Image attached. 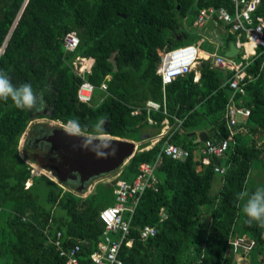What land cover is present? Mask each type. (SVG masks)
I'll return each mask as SVG.
<instances>
[{
    "label": "trees",
    "instance_id": "16d2710c",
    "mask_svg": "<svg viewBox=\"0 0 264 264\" xmlns=\"http://www.w3.org/2000/svg\"><path fill=\"white\" fill-rule=\"evenodd\" d=\"M220 5L231 7L226 0H0V70L16 87L30 84L51 110L45 115L0 101V264H65L53 243L56 232L63 247L78 243L79 259L87 263L103 231L98 212L113 203L114 180L97 182L81 196L70 184L31 174L26 160L33 158L19 154L18 141L27 124L41 116L62 124L76 119L87 135L139 137L141 143L117 173L125 179L135 175L140 162L153 164L165 138L187 150L182 160L158 155L152 168L154 188L141 192L130 217L131 243L118 249L122 264L230 263V241L243 236L252 242L246 252L252 251L249 261L264 264V228L246 222L243 201L236 198L242 190H255L252 164L264 166L261 57L245 66L242 93L232 94L222 84L231 72L204 59L195 66V80L190 71L162 87L156 73L162 51L197 42L196 33L188 35L197 10ZM254 14L264 17V0ZM68 31L78 41L72 51L61 43ZM227 33L224 46L235 36ZM76 57L93 59L82 76L72 65ZM83 80L93 86L87 104L76 97ZM231 94L235 105L248 108V115L227 127L224 110ZM147 99L160 108L147 110ZM176 119L180 123L175 129ZM163 120L169 128L145 148ZM201 131H208L212 140L230 137L221 155L201 152ZM258 167L253 171H261ZM216 174L220 185L210 194ZM143 225L154 226L155 234L140 239Z\"/></svg>",
    "mask_w": 264,
    "mask_h": 264
},
{
    "label": "built area",
    "instance_id": "2783aa9c",
    "mask_svg": "<svg viewBox=\"0 0 264 264\" xmlns=\"http://www.w3.org/2000/svg\"><path fill=\"white\" fill-rule=\"evenodd\" d=\"M226 1L230 3V8L221 5L199 8L196 12L193 25L199 28L208 21H217L227 25L229 31L235 34L234 45L240 51L243 62L234 63L230 59L217 54H208L206 57V61L212 66L231 72V76L226 78L222 84L226 83L231 89L232 94H235V92L242 93L241 85L245 76L244 68L251 59L257 56L261 57V65L264 66V17L254 14L259 0ZM77 42V37L73 31L66 32L61 41L64 49L68 51H72L76 47ZM198 43L199 41L178 45L162 51L161 62L156 70V73L159 74L162 87L177 76L184 75L190 71L194 72L193 79L195 80V66L198 64L200 57ZM92 62L93 59L90 57H76L72 65L74 71L82 76L84 72H89ZM92 87L91 83L83 80L76 91L77 100L84 104L89 103ZM105 87V83L101 82L99 88L104 90ZM232 94L228 98L224 110V119L227 127L236 126L248 115V108L234 104ZM144 107L147 110L154 111L160 108V104L147 99L144 101ZM132 112L135 113V111ZM163 122L166 123V120H163ZM176 122L175 129L178 127L180 120L176 119ZM165 132L160 131L158 138L164 135ZM229 138V136L219 140L206 138L202 141L201 152L206 155L219 156L224 151L226 141ZM159 154L172 159L182 160L187 156L188 152L186 149L169 142L165 138L152 165L140 162L132 178L125 179L116 176L112 188L113 203L101 208L98 212V218L103 223V231L101 239L89 253V261L87 263L81 262L79 259L78 243L63 247L59 240L60 233L56 232V238L53 243L58 255L64 257L65 264H122L117 255L118 249L121 244L129 245L131 243V239L127 237L129 234L130 217L141 192L145 188H154L153 183L156 179L152 173V168L156 164ZM207 161L206 157L202 158L203 163H207ZM214 170L222 171L219 167H214ZM32 173L34 174L31 168ZM125 213L126 215L124 216ZM154 234V226L143 225L138 230V237L140 239H146ZM230 242L232 244V251L239 250L243 253L247 252L252 243L251 240L244 236L233 238Z\"/></svg>",
    "mask_w": 264,
    "mask_h": 264
},
{
    "label": "water",
    "instance_id": "95a60500",
    "mask_svg": "<svg viewBox=\"0 0 264 264\" xmlns=\"http://www.w3.org/2000/svg\"><path fill=\"white\" fill-rule=\"evenodd\" d=\"M236 51L237 48L230 44L224 54L232 56ZM84 136L100 137L110 142V147L101 149L97 144L92 149H84L81 147L82 139L67 136L63 126L54 127L46 137L52 156L46 159L44 168L52 172L57 181L76 183L77 191L84 190L85 185L89 184L94 177L108 174L124 164L133 155L138 145L133 140L112 137L104 133L84 134ZM197 136L200 141H203L207 138L208 131H201Z\"/></svg>",
    "mask_w": 264,
    "mask_h": 264
},
{
    "label": "clouds",
    "instance_id": "9594fccd",
    "mask_svg": "<svg viewBox=\"0 0 264 264\" xmlns=\"http://www.w3.org/2000/svg\"><path fill=\"white\" fill-rule=\"evenodd\" d=\"M11 100L14 106L20 110H42L44 102L33 91L30 84H22L16 87L12 84L7 73L0 70V101L7 102ZM104 120L101 119L96 125V132L102 130ZM64 133L72 138L82 139L81 147L92 149L99 144L101 149L110 147V142L102 140L100 137H85L81 124L76 119H70L63 125ZM114 154V153H113ZM237 200L243 201L242 212L249 225L253 223L264 228V187H257L253 192L247 189L237 193Z\"/></svg>",
    "mask_w": 264,
    "mask_h": 264
},
{
    "label": "rangeland",
    "instance_id": "374dc122",
    "mask_svg": "<svg viewBox=\"0 0 264 264\" xmlns=\"http://www.w3.org/2000/svg\"><path fill=\"white\" fill-rule=\"evenodd\" d=\"M206 24L207 23H205V25L203 27L199 28V30L197 28H195V27L191 28L190 32L188 33V35L191 36V35L195 34L198 31L203 34L204 33L203 31L206 28ZM210 24H211V22H210ZM194 42H196V41H194ZM208 46H209V43L207 42V40L203 39L202 44H201V48H203V47L204 48H208ZM231 60L234 63H240L241 62V54H239V53L236 54L235 56H233L231 58ZM97 98H99V94L97 95ZM31 123H32V120L27 124V126H26V128H25V130H24V132H23V134L21 136V138L18 141V152H19L20 155H22V148L21 147H22L24 136L27 133L28 128L30 127ZM144 130H145L146 134L147 133L149 134L151 132L150 129H148V130L144 129ZM244 139L247 140L248 137L244 136ZM134 141L137 142L138 144L141 143V139H139V137H136V140H134ZM26 161L29 162L33 166L34 169L32 168V170H33V172L35 174H44L45 176L49 177L50 179L55 180L54 174L52 172H50V171H48V170H46L44 168H41L40 166H38L34 162V160L31 161V160L27 159ZM124 164L120 165L116 170H114V171H112V172H110L108 174L100 175V176H97V177L93 178V180L90 182V184L92 185V184H95L96 182H99V181L100 182H108V183L111 182L117 176L118 171L121 170V168H122V166ZM257 166H259L258 168L261 171H259V170L253 171L254 170L253 168L257 167ZM263 167L261 166V163L259 161H256V162H254V164H252V167L250 168V171L254 173V176L250 179L251 187H254L255 189L257 187H264V170H263L264 168ZM214 178H215V180L213 181V184L211 186L210 194H212L213 192H216L218 190L219 185H220V180H219L218 174L214 175ZM87 188H89V185L88 186L86 185L85 189H87ZM101 193L104 196L107 195L106 194L107 193V187L106 186H104L102 188ZM81 194L84 196V194H86V191L81 192ZM248 253L250 255L252 253V251H250ZM248 253L247 254L246 253L242 254L241 252H239V250L233 251L234 255H233L232 259H231V262L230 263H225V264H252L251 261H249Z\"/></svg>",
    "mask_w": 264,
    "mask_h": 264
},
{
    "label": "flooded vegetation",
    "instance_id": "af4514ba",
    "mask_svg": "<svg viewBox=\"0 0 264 264\" xmlns=\"http://www.w3.org/2000/svg\"><path fill=\"white\" fill-rule=\"evenodd\" d=\"M44 102V101H43ZM36 113L50 115L48 105L44 102V108L42 110H35ZM60 121L50 119L47 116L35 117L32 119V123L28 128L27 133L24 136L22 143V153L33 158L34 162L44 168L45 161L48 157L52 156L49 151L48 142L46 137L50 134L54 127L63 126ZM45 169V168H44ZM47 170V169H46ZM72 185L75 189L76 183H67Z\"/></svg>",
    "mask_w": 264,
    "mask_h": 264
},
{
    "label": "crops",
    "instance_id": "0c3cea01",
    "mask_svg": "<svg viewBox=\"0 0 264 264\" xmlns=\"http://www.w3.org/2000/svg\"><path fill=\"white\" fill-rule=\"evenodd\" d=\"M210 22L212 25L210 24ZM206 23H207L206 28L203 31L204 32L203 34L200 33L199 31L196 32V35H197L196 39H197V41H199V44H198V50L200 53L199 59L206 60V57L208 56V54H217V55H221V56L226 57V58L231 60V58L233 56H235L237 53L240 54V51L237 49V51L232 56H225L224 52L226 50H228L229 45L230 44L234 45L235 36H234V38L228 40L226 46H224L223 43L225 41V38L227 37V34H228L227 32H230L229 29L225 28L224 24L218 23L217 21H209ZM203 26H201V27H203ZM194 27L197 28L198 30H199V28H201V27L198 28L196 26H194ZM230 33H232V32H230ZM203 39H206L207 42L209 43L208 48H204V47L201 48V44H202ZM192 43H194V42L192 41ZM195 76H196V78L198 77V73L196 71H195ZM168 126L169 125L167 124V122L166 123L163 122L161 125L160 131H163V132L167 131V129L169 128ZM160 131H159V133H160ZM159 133L155 137H150L149 139H147V140H149V144L145 148H148V146H151V144L158 138ZM145 139L146 138H143L142 140H145ZM29 165L31 166V168H33V166L30 163H29ZM54 181H57V180L55 179ZM86 185L87 186L89 185V188L85 189ZM86 185L84 187V190H81L80 192L86 191V194H88L89 192H92L94 184L91 185L89 183ZM63 188H64V186H63ZM75 191H77V190H75ZM86 194H84V195H86ZM81 196H83V195L81 194Z\"/></svg>",
    "mask_w": 264,
    "mask_h": 264
}]
</instances>
